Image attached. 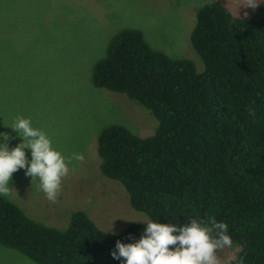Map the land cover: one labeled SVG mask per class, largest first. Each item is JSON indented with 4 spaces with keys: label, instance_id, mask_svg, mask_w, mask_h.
<instances>
[{
    "label": "trees",
    "instance_id": "1",
    "mask_svg": "<svg viewBox=\"0 0 264 264\" xmlns=\"http://www.w3.org/2000/svg\"><path fill=\"white\" fill-rule=\"evenodd\" d=\"M190 43L202 71L153 48L138 29L111 38L93 66V85L125 94L157 125L146 136L115 123L101 129L99 169L148 221L183 226L214 216L239 246L223 264H264V3L247 17L203 4ZM146 226L113 234L75 210L60 229L0 196V245L35 264H122L112 257L117 240L136 242Z\"/></svg>",
    "mask_w": 264,
    "mask_h": 264
},
{
    "label": "rangeland",
    "instance_id": "2",
    "mask_svg": "<svg viewBox=\"0 0 264 264\" xmlns=\"http://www.w3.org/2000/svg\"><path fill=\"white\" fill-rule=\"evenodd\" d=\"M209 2L243 17L255 10L241 5L243 0H0V133H10L8 147L14 148L21 137L6 125L18 117L30 118L63 155H84L83 162L69 165L57 202L38 190V179L31 183L25 169L13 173L11 194L5 198L32 219L60 229L75 210L114 233L148 221L131 207L123 185L101 173L96 140L101 129L114 123L146 136L157 120L125 94L95 87L92 69L115 34L135 28L153 48L172 58L191 59L202 71L190 33L196 11ZM25 152L30 161L31 150ZM238 248L233 243L219 252L223 263ZM0 264L35 263L0 245Z\"/></svg>",
    "mask_w": 264,
    "mask_h": 264
},
{
    "label": "clouds",
    "instance_id": "3",
    "mask_svg": "<svg viewBox=\"0 0 264 264\" xmlns=\"http://www.w3.org/2000/svg\"><path fill=\"white\" fill-rule=\"evenodd\" d=\"M262 3L264 0H243L241 5L255 9ZM248 111L249 115L255 116L254 108L250 107ZM6 126L21 137V142L9 149L10 133H0L3 140L0 143V196L11 194L13 173L25 169V175L32 178L31 183L38 179V190L43 191L49 201L57 202L62 192V181L70 173L69 165L73 161L83 162L84 155H63L53 147L43 130L32 126L30 118L18 117ZM25 149L31 150L30 161ZM136 222L147 225L144 235L133 243L117 240L118 251L112 252L114 259L123 258L122 264H223L218 253L233 246L228 225L218 222L214 216L203 221L191 219L183 226L151 220Z\"/></svg>",
    "mask_w": 264,
    "mask_h": 264
}]
</instances>
